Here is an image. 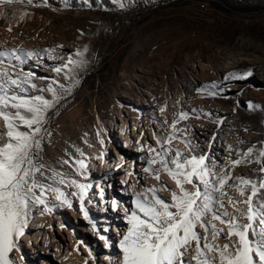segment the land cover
I'll return each mask as SVG.
<instances>
[{
    "label": "rangeland",
    "instance_id": "rangeland-1",
    "mask_svg": "<svg viewBox=\"0 0 264 264\" xmlns=\"http://www.w3.org/2000/svg\"><path fill=\"white\" fill-rule=\"evenodd\" d=\"M34 2L39 4L43 0ZM89 2L92 7L81 0H67V5L64 0H49V6L41 7L26 3L0 6V48L23 47L40 52L55 49L52 57L43 54L38 65L32 60L24 66L37 76L55 77L52 66L66 64L70 56L85 61L75 69L80 84L60 101L57 110L49 113L47 128L52 134L45 138L41 155L43 162L63 174L66 180L87 183L84 176L77 174L78 165L73 162L81 158L82 152L88 168L93 162L98 166L99 162L93 158L103 151L104 144L99 142L105 141L102 125L108 130L116 125V134L110 138L114 149L108 148L107 160L110 163L114 160L113 165L122 167L126 181L120 182V173L110 186L93 182L88 196L96 208L88 207L85 199L92 223L97 224L101 234L110 237L111 246L105 247L99 240L92 224L78 211L79 202L72 197L74 207L70 212H57V219L54 216L46 220L49 222L46 251L43 235L38 239L40 253L27 251L29 244L21 238L20 254L12 253L16 264H21L22 254L26 264H59V257L55 255L57 241H60V254H65L63 245L71 241L80 245L82 258H78L77 264L85 261L110 264L106 256L110 257L111 264H117L120 236L114 228L119 232L125 230V213L121 207L114 213L120 225L99 220L105 211H112L113 198L124 207L131 206L129 185L135 184L137 190L141 185L159 186L142 171L146 166L147 147L157 146L153 134H163L180 111H187L190 117L180 121L177 127L191 130L189 138L200 145L195 148L197 153L209 152L207 142L216 135L211 154L219 164L229 155L237 159L238 150L247 151L253 145L264 148V0H123L126 4L123 9L111 0ZM22 13L27 15L21 18ZM78 51L83 53L82 57L76 56ZM247 70L253 72L247 80L223 79L230 72ZM58 79L62 84H69L63 74ZM211 83L218 85L219 96L208 97L195 91ZM45 96L51 98L48 93ZM248 102L259 107L249 110ZM193 109L200 111V118H195ZM205 112H210L211 117L204 116ZM218 118L223 124L212 122ZM125 120L127 125L122 132ZM5 131L0 120V143L6 140ZM127 132L128 145L124 137ZM174 144L188 154L183 143ZM64 160L70 164H63ZM258 168L257 163L241 164L231 171L233 176L255 180L259 176ZM129 172L133 173L134 183L127 175ZM90 175L94 176L92 172ZM161 181L172 189L176 187L171 186L174 181L167 174L161 175ZM58 186L66 193L77 191L75 187ZM229 192L239 199L234 190ZM160 195L170 200L169 192ZM50 198L53 202L54 196ZM221 211L231 214L234 209L226 204ZM41 212L42 206H38L28 227L34 226ZM105 227L109 228L107 233L103 232ZM33 239L30 246L33 244L36 250ZM224 242L222 236L220 243Z\"/></svg>",
    "mask_w": 264,
    "mask_h": 264
},
{
    "label": "snow or ice",
    "instance_id": "snow-or-ice-1",
    "mask_svg": "<svg viewBox=\"0 0 264 264\" xmlns=\"http://www.w3.org/2000/svg\"><path fill=\"white\" fill-rule=\"evenodd\" d=\"M81 2L92 7L89 0ZM111 2L120 9L126 7L123 0ZM24 3L49 6V0L39 4L34 0H0V6ZM64 3L67 5V0ZM25 15L27 13H22L21 18ZM54 52L55 49L40 52L23 47L0 48V120L6 129V140L0 143V264H16L11 254L21 251V238L27 234L38 206H42L41 214L51 213L57 207L73 209L72 197L78 199V211L92 224L99 240L105 247L111 246L110 237L101 234L97 224L92 223L85 205L93 185L66 180L63 174L43 162L44 141L52 134L47 128L49 113L57 110L60 101L80 84L75 69L85 63L70 56L66 64L52 66L55 77L37 76L25 70L29 61L35 60L38 65L43 54L52 57ZM76 56L82 57L83 53L78 51ZM61 74L69 84L59 82ZM252 76V70L234 71L223 79L242 81ZM37 80L43 83L38 84ZM217 88L216 83H211L195 91L214 98L220 95ZM45 93L51 98H46ZM258 107L248 102L249 110ZM160 111L163 114L165 108ZM193 113L195 118H200L199 110L193 109ZM203 115L211 117L212 114ZM177 117L163 134H153L158 147H147L146 166L142 171L159 186L141 185L139 190L135 184L131 186V206L124 207L126 228L117 232L120 236L117 264H264V200L261 199L264 196V148L253 145L247 151L238 150L237 159L229 155L219 164L211 154L216 135L207 142L209 152L197 153L195 148L200 145L189 138L191 130L177 127L190 113L180 111ZM212 122L223 124L219 118ZM164 123L168 124L167 120ZM176 141L185 145L187 155L175 147ZM99 142L104 144L102 139ZM228 150L231 153V145ZM80 157L73 162L78 165L75 170L87 179L84 153L80 152ZM62 163L70 164V161ZM251 163L259 165L258 179L232 175L231 170L236 166ZM162 174L174 181L175 189L161 181ZM58 185L75 187L77 191L66 193ZM229 189L234 190L239 199L232 196ZM165 191L170 193V200L160 195ZM52 196L58 203L52 202ZM100 196H104L103 189ZM226 204L233 207V213L221 211ZM241 204L243 208L239 207ZM110 206L117 212L122 205L113 198ZM108 231V227L103 229L104 233ZM222 236L223 244L220 243ZM105 259L111 264L110 257Z\"/></svg>",
    "mask_w": 264,
    "mask_h": 264
},
{
    "label": "bare ground",
    "instance_id": "bare-ground-1",
    "mask_svg": "<svg viewBox=\"0 0 264 264\" xmlns=\"http://www.w3.org/2000/svg\"><path fill=\"white\" fill-rule=\"evenodd\" d=\"M49 61L53 62L55 60L49 59ZM41 71H44V70H41ZM38 81H40V80H38ZM40 82L42 83V81H40ZM121 118H122V115H121ZM123 122H124L123 123V127H121L122 132H124V130L126 128V125H127L126 120L123 121ZM114 126H116V125L112 126L113 130H108L107 126L102 125L103 134H104V140H105L104 141V146H103V151L97 157L93 158V160L97 161V163L99 162L98 166H100L101 169H99V167L96 166V163H94V162L90 163V167L87 168V179H85L86 181H88L87 183H91L92 184L93 182H96L97 185H102V186H104L103 185L104 183H107L110 186L111 184L114 183V181L116 179H118V175L120 173H121L120 176H119L120 182L122 184H124L125 181H126L122 167L118 168V167H116L117 165H113L115 163V162L113 163L114 160H112L111 163L109 162L110 160L109 161L107 160V158H108V153H107L108 148H113L114 149V147H113L114 145H112L111 139H110V138L114 137L115 134H116V131L114 130ZM121 135H123V133H121ZM128 136H129L128 132L124 134L126 145H128V141H129ZM117 154H118V152H117ZM91 172L94 174L93 177L90 175ZM131 177H132V179H131L132 183H134L135 180H134L133 176H131ZM173 183L171 184V186L174 187L175 183L174 184ZM128 187L131 189V185H129ZM73 198H75V197H73ZM86 200L88 201V207L96 208V206L94 204V201H92L91 197L87 196ZM77 202H79L78 199H77ZM53 203H58V202L55 201V199H54ZM69 210L70 209L66 208V207H57L51 213L44 212L43 214H41L42 213L41 212L39 214V216H38V220L34 223V226L31 227V228L28 227L27 234L22 237V238H24L23 241H26V243L29 244V246L27 248V251L30 250V251H32L34 253H40L39 249H41V248L38 249V239L42 235L44 237V240H43V248L44 249L43 250L48 248V247L45 248V245L48 244V240H49L48 239V231H49V229L46 230V227L49 226V222L46 221V220H52V218L54 216L56 217L55 219H57V217H58L57 216V212H59V214H61L63 211H69ZM104 210H103V212H104ZM121 211L124 212V206H121ZM72 213H73V216L77 215V214H75V211H73ZM114 213H116V212H113V211L107 212V211H105L104 214H103L104 216L99 221L102 220L101 222H103V223H113V224L115 223V225H116V223L118 224V222H119V225H120V220H118V218L115 216ZM44 229L46 231H44ZM43 231L45 232L44 234H43ZM114 231L117 234L118 230H116V227L114 228ZM31 237H34L33 240H34L35 245L37 246L36 250H35L33 244H31V246H33V247L30 246ZM55 245H57L56 248H55V255H57L59 257V262H58L59 264H77L79 262V261H77V260H79L78 258H80V259L82 258V257H80V253H79V250H78L79 249L78 247L80 246L78 243H75V242L71 241L70 243H67L65 246L63 245V250H65L64 251L65 254H60L59 253L60 252V248H61L60 241L59 242L58 241L55 242ZM22 256L24 257V255L22 254V255H20L19 258H21ZM24 262H25L24 259L21 258V264H26Z\"/></svg>",
    "mask_w": 264,
    "mask_h": 264
}]
</instances>
